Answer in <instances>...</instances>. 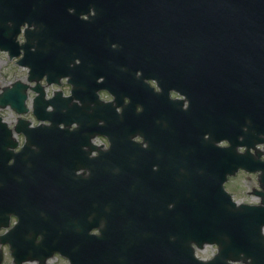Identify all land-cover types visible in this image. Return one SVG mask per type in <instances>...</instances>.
<instances>
[{
	"label": "water",
	"instance_id": "water-1",
	"mask_svg": "<svg viewBox=\"0 0 264 264\" xmlns=\"http://www.w3.org/2000/svg\"><path fill=\"white\" fill-rule=\"evenodd\" d=\"M94 7L95 19H79ZM0 50L11 59L24 50L20 65L37 82L4 89L0 107L28 113L31 89L34 115L50 123L20 119L27 142L15 153L0 118V229L19 217L0 241L15 264L55 253L72 264H264V207L238 206L224 189L240 169L261 172L264 205V0H0ZM45 76L69 77L72 96L47 100ZM97 135L109 150L91 144ZM223 139L230 146L217 148ZM207 244L219 253L203 262L193 245Z\"/></svg>",
	"mask_w": 264,
	"mask_h": 264
},
{
	"label": "rangeland",
	"instance_id": "rangeland-1",
	"mask_svg": "<svg viewBox=\"0 0 264 264\" xmlns=\"http://www.w3.org/2000/svg\"><path fill=\"white\" fill-rule=\"evenodd\" d=\"M16 60H10L8 55L5 53H0V86L2 88L9 86L10 84L18 81V80H26L28 76V70L22 67H19ZM63 89L68 91L64 87L52 86L47 88V95L52 96L54 91ZM33 99V93H31L30 100L28 101V105L31 107ZM0 117L9 123L10 128H14L19 117L14 111L10 108L1 109L0 108ZM23 118L29 120L33 125H38V121L34 117L31 111L27 115H23ZM22 141L23 139L20 138ZM260 189L259 179L257 174H247L245 172H240L235 177L229 179L226 184V190L233 196V199L237 203H245L255 205L260 200L254 196V191ZM15 221L12 219L11 226ZM7 230H2L0 233L3 234ZM0 249L3 251V262L2 264H13V257L11 256L10 247L8 245L0 246ZM217 253L216 247H207L204 250H200L197 252L199 258L203 260H208L212 258ZM51 264H70L69 261L60 256L55 255L53 258L49 259ZM27 264H35V263H27ZM37 264V263H36Z\"/></svg>",
	"mask_w": 264,
	"mask_h": 264
},
{
	"label": "clouds",
	"instance_id": "clouds-1",
	"mask_svg": "<svg viewBox=\"0 0 264 264\" xmlns=\"http://www.w3.org/2000/svg\"><path fill=\"white\" fill-rule=\"evenodd\" d=\"M67 11H68V14H69V15H72V16L74 15V9H72V8H68ZM89 15H91V17H92V19L88 21V22L90 23L93 19H95V18L97 17V11H96L95 7L92 8V9H90L88 13H82V14L80 15L79 19H80L81 17H83V18H87V16H89ZM21 40H23V37H21ZM111 47H112V48H116L117 46H116V44H112ZM32 51L35 52L36 49L33 48ZM76 63L79 64V63H80V60L77 59V60H76ZM189 108H190V107H188V106H184V109H183V110H184V111H188ZM245 131H247V129H245ZM206 138H207V135H205V138H204V139L206 140ZM241 139H243V138H241ZM226 140H227V139L220 140V141L216 144V147L219 148L220 145L224 144ZM101 142H103V143H105V144L107 143L106 140L97 141V143H101ZM145 147H147V145H145ZM237 149L239 150L238 153H239L240 155H243V153H244V149H243L241 146L238 147ZM252 155H253V157H255V156L257 155V153H256V152H253ZM259 160H260L261 163H264V155H261V156L259 157ZM158 170H159L158 166H154V167H153V171H158ZM169 207L172 208V207H174V205H169ZM260 207H264V206H262V205L259 203V201H258V202H257V205H256L255 207H251V208H260ZM237 208H239V207H237ZM260 231H261V234L264 235V227H262ZM89 234L92 236V232H90ZM100 237H101V236H100ZM42 240H43V237H42V236H38V237H37V242H38V243L41 242ZM220 252H221V250H220ZM241 261H243V260H232V259H229V260L227 261V264H240ZM24 264H27V261H25ZM248 264H253V262H252L251 259L248 260Z\"/></svg>",
	"mask_w": 264,
	"mask_h": 264
},
{
	"label": "bare ground",
	"instance_id": "bare-ground-1",
	"mask_svg": "<svg viewBox=\"0 0 264 264\" xmlns=\"http://www.w3.org/2000/svg\"><path fill=\"white\" fill-rule=\"evenodd\" d=\"M4 121H5V120H4ZM5 122H7V121H5ZM7 123H8V122H7ZM48 263H49V264H51V262H50V261H49ZM35 264H36V263H35Z\"/></svg>",
	"mask_w": 264,
	"mask_h": 264
},
{
	"label": "snow or ice",
	"instance_id": "snow-or-ice-1",
	"mask_svg": "<svg viewBox=\"0 0 264 264\" xmlns=\"http://www.w3.org/2000/svg\"><path fill=\"white\" fill-rule=\"evenodd\" d=\"M262 206H264V205H262Z\"/></svg>",
	"mask_w": 264,
	"mask_h": 264
}]
</instances>
